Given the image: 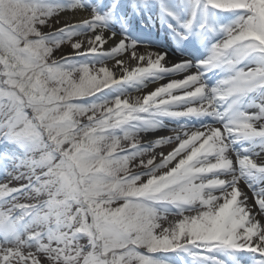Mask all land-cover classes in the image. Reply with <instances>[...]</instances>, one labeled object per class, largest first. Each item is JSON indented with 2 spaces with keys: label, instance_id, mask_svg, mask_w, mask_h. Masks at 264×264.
I'll return each mask as SVG.
<instances>
[{
  "label": "snow or ice",
  "instance_id": "obj_1",
  "mask_svg": "<svg viewBox=\"0 0 264 264\" xmlns=\"http://www.w3.org/2000/svg\"><path fill=\"white\" fill-rule=\"evenodd\" d=\"M0 264H264V0H0Z\"/></svg>",
  "mask_w": 264,
  "mask_h": 264
}]
</instances>
